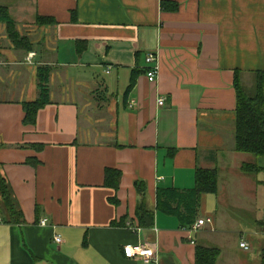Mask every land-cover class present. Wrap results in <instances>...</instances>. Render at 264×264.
<instances>
[{
  "label": "crops",
  "instance_id": "0c3cea01",
  "mask_svg": "<svg viewBox=\"0 0 264 264\" xmlns=\"http://www.w3.org/2000/svg\"><path fill=\"white\" fill-rule=\"evenodd\" d=\"M0 6L33 49L16 48L0 23V170L25 219L7 223L0 211V264H146L126 256L129 245L154 247L159 264H195L197 246L220 249L217 264H262L264 173L242 172L255 159L236 151L234 131L236 72L244 84L264 72V0ZM41 66L51 69L50 103L30 124L24 104L39 99ZM107 169L122 174L117 192ZM198 169L217 170L218 190L198 197L195 224L211 223L195 230L158 209V190H193ZM142 203L152 228L139 225Z\"/></svg>",
  "mask_w": 264,
  "mask_h": 264
},
{
  "label": "trees",
  "instance_id": "16d2710c",
  "mask_svg": "<svg viewBox=\"0 0 264 264\" xmlns=\"http://www.w3.org/2000/svg\"><path fill=\"white\" fill-rule=\"evenodd\" d=\"M170 3L163 2L162 9L169 10ZM177 8V6H175ZM175 9V8H173ZM0 23L7 26V34L16 48L31 52L32 44L29 39L22 37L16 28V23L10 16L7 8L0 6ZM37 25L49 26L54 21L49 18L39 17ZM50 78L51 69L48 66L38 68L39 99L35 103L24 104L26 110V123L35 124L39 110L50 103ZM252 89L254 94H249V88L242 82V72L237 71L235 75V89L237 94V107L235 111V142L236 151L255 158L253 163L242 165V172L248 175H259L264 173V72L253 73ZM135 79L132 80L130 89L134 87ZM122 174L118 170L107 169L106 186L116 192L120 188ZM138 191L144 195L145 188L138 183ZM218 190L217 170L198 169L196 175V187L189 191L158 190V209L166 214L178 217L182 226L192 227L198 218V197L202 194H215ZM113 204L119 200L112 198ZM0 211L1 221L11 224H23L24 214L15 199L7 179L0 170ZM137 219L140 227L152 228L155 220V213L149 210L143 203L138 206ZM221 255L218 248L197 246L195 264H217ZM264 264V250L262 254Z\"/></svg>",
  "mask_w": 264,
  "mask_h": 264
},
{
  "label": "built area",
  "instance_id": "2783aa9c",
  "mask_svg": "<svg viewBox=\"0 0 264 264\" xmlns=\"http://www.w3.org/2000/svg\"><path fill=\"white\" fill-rule=\"evenodd\" d=\"M35 56L34 53L29 55V59H32ZM147 63L150 65L147 70V77L148 80L152 83L156 82L159 75V65L157 61V57L154 54H149L147 57ZM165 103L164 99H160L158 101L159 106H163ZM207 223H211V219L207 220H199L194 226L193 229L197 230L200 227L204 226ZM41 226H46L47 221L42 220L40 222ZM55 242L57 244H61L63 242V239L61 236L55 237ZM241 248L248 251L250 249V246L246 242L241 243ZM125 254L129 258H142L144 259L146 264H150L152 262H155L156 264H159L157 251L154 247H151L149 245H139V246H126L125 247Z\"/></svg>",
  "mask_w": 264,
  "mask_h": 264
},
{
  "label": "rangeland",
  "instance_id": "374dc122",
  "mask_svg": "<svg viewBox=\"0 0 264 264\" xmlns=\"http://www.w3.org/2000/svg\"><path fill=\"white\" fill-rule=\"evenodd\" d=\"M37 25V24H36ZM39 26V25H38ZM243 79V78H242ZM242 82L244 83V81L242 80ZM246 84V86L249 88V94L250 95H253L254 94V89H252L251 87H252V85L254 84V82H253V79H252V82H250L249 80H247V82L245 83ZM250 157H252V156H250ZM252 159H255L254 157H252ZM260 161L262 162V164H264V160L263 159H260ZM232 238H236V239H238V236H236V235H234V234H231V240H232ZM229 244V243H228ZM239 249V248H238ZM250 253V252H249ZM251 253H253V252H251ZM238 257V256H237Z\"/></svg>",
  "mask_w": 264,
  "mask_h": 264
}]
</instances>
